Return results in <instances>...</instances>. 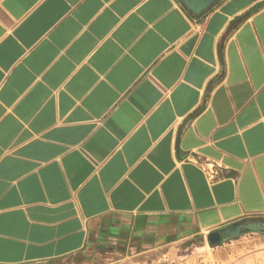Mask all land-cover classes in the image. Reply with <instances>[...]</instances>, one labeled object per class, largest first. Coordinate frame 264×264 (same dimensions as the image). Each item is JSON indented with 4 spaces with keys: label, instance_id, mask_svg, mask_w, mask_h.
I'll return each instance as SVG.
<instances>
[{
    "label": "crops",
    "instance_id": "0c3cea01",
    "mask_svg": "<svg viewBox=\"0 0 264 264\" xmlns=\"http://www.w3.org/2000/svg\"><path fill=\"white\" fill-rule=\"evenodd\" d=\"M192 6L0 0V264L264 222V0Z\"/></svg>",
    "mask_w": 264,
    "mask_h": 264
},
{
    "label": "rangeland",
    "instance_id": "374dc122",
    "mask_svg": "<svg viewBox=\"0 0 264 264\" xmlns=\"http://www.w3.org/2000/svg\"><path fill=\"white\" fill-rule=\"evenodd\" d=\"M57 264L96 262L78 256ZM117 264H264V231H248L217 245H210L208 240L187 239Z\"/></svg>",
    "mask_w": 264,
    "mask_h": 264
},
{
    "label": "water",
    "instance_id": "95a60500",
    "mask_svg": "<svg viewBox=\"0 0 264 264\" xmlns=\"http://www.w3.org/2000/svg\"><path fill=\"white\" fill-rule=\"evenodd\" d=\"M186 1L193 8V6H192L193 0H186ZM194 10L199 11L200 9L194 8ZM242 228H247V229L254 230V231H264V222H256V223H251L248 225L244 224V225L238 227L234 234H240ZM222 242H223V240L221 239L220 235H218V239H216V240H214V239L209 240L210 245H217V244H220Z\"/></svg>",
    "mask_w": 264,
    "mask_h": 264
}]
</instances>
